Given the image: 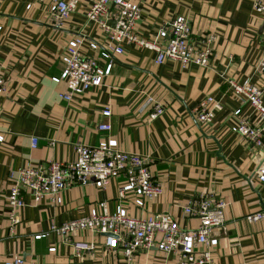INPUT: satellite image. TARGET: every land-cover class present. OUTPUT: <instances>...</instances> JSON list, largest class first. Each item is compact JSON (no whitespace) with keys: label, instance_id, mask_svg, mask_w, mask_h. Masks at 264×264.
<instances>
[{"label":"crops","instance_id":"crops-1","mask_svg":"<svg viewBox=\"0 0 264 264\" xmlns=\"http://www.w3.org/2000/svg\"><path fill=\"white\" fill-rule=\"evenodd\" d=\"M34 1L0 0V68L5 87L0 96V264H10L12 254H18L23 264H156L159 250L137 251L127 258L120 249L106 250L103 236L90 231L73 232L96 245L78 257L49 228L88 215L101 201L109 210L121 201L134 217L167 212L187 228L193 217L186 216L183 208L199 193L228 202L213 264H264V220L245 219L246 214L264 209V185L255 174L264 157L252 143L228 130L237 107L249 121L259 122L249 105L232 95L226 81L248 80L264 90V71H256L264 48V14L253 9V0H131L141 11L135 30L145 38L177 15L188 18L194 43L212 35L209 64L183 65L171 59L156 65L153 51L124 43L123 51L111 56L110 73L101 85L71 101L57 97L59 82L50 79L61 71L60 56L76 33L81 31L86 40L102 47L104 32L86 18L92 0H80L60 27L45 21L47 1ZM81 49L96 57L101 67L108 62L87 42ZM147 95L164 106L153 119L148 116L150 109H140ZM207 95L221 99L222 108L211 122L201 123L196 119L197 107ZM106 108L111 111L108 117L102 114ZM105 121L111 130L96 132L97 124ZM106 135L116 138L120 149L149 158L148 168L163 188L157 198L142 208L124 205L123 201L133 202V195L120 199V182L113 179L104 188L86 184L63 189L57 204L47 196L34 202L24 193V206L13 213L18 222L10 225L5 197L18 168L74 160L77 143L92 145ZM30 137L36 138L34 147ZM39 232L47 235L31 239ZM73 233L70 239L78 240ZM50 246L55 250L48 252Z\"/></svg>","mask_w":264,"mask_h":264},{"label":"built area","instance_id":"built-area-1","mask_svg":"<svg viewBox=\"0 0 264 264\" xmlns=\"http://www.w3.org/2000/svg\"><path fill=\"white\" fill-rule=\"evenodd\" d=\"M46 1L45 21L53 27H60L76 10L80 0ZM252 6L256 12L264 14V0H253ZM29 7L30 4L25 5L26 9ZM85 15L89 22L95 23L104 32V45L101 47L95 41L86 40L81 31L69 39L60 56L61 71L50 78L54 83L65 82L67 90L59 93L63 100L71 101L75 95L100 86L104 77L110 73L111 56L121 53L124 43L153 51L157 64L163 63L166 58L177 60L183 65L209 64L213 36H203L194 43L191 40L190 22L184 15H177L162 24L153 40L141 36L135 30L141 11L138 4L131 0H92ZM85 42L90 50L98 52L101 60L108 61L104 67L98 64L96 57L83 54L81 48ZM256 71H264V48L256 63ZM226 81L232 95L242 104H248L251 112L259 117V122L252 123L242 114V108L237 107L230 115V129L257 147L264 157V90L248 80L237 82L227 78ZM4 88L0 68V96ZM146 108L150 109V119L164 111V106L151 95H147L140 106L141 110ZM221 108V99L207 95L198 103L196 119L201 123L211 122L215 112ZM102 114L108 117L111 111L106 108ZM97 129L109 132L111 124L109 121L99 123ZM35 144L36 138L30 137V146L34 147ZM74 149V160L27 163L17 169L5 197L11 226L18 222L17 215L13 213L24 206V193L34 202L47 196L49 202L57 204L60 202L59 192L63 189L86 184L104 188L113 178L121 176L123 181L118 186L119 198L124 199L127 194H132L133 203L142 208L163 191L162 184L154 179L148 168L149 158L120 149L117 139L112 136L95 145L77 143ZM255 174L264 185V163L256 167ZM227 203L225 199H216L209 193L197 194L184 206L183 211L186 216L197 218L198 225L195 228H184L167 212L134 217L127 214L121 201L113 210H109L107 203L101 201L88 215L52 225L49 231L55 234L60 244L70 245L78 257L92 252L96 247L95 242L72 240L69 236L75 231H90L103 236L106 250L116 252L120 249L127 258H131L137 251L155 248L166 255L164 264H168L171 254L175 258L172 264H213L212 252L218 244L217 232L224 226ZM245 219L248 222L264 220V209L246 214ZM46 235V232H39L32 234L31 239H40ZM54 250L55 246L47 248L48 252ZM10 264H23V260L18 254H12Z\"/></svg>","mask_w":264,"mask_h":264},{"label":"rangeland","instance_id":"rangeland-1","mask_svg":"<svg viewBox=\"0 0 264 264\" xmlns=\"http://www.w3.org/2000/svg\"><path fill=\"white\" fill-rule=\"evenodd\" d=\"M35 2V1H34ZM36 4H39L38 2H35ZM91 3V2H90ZM90 5V4H89ZM47 11V9H46V7H44V9H43V13H45ZM155 38V35L154 36H150V39H154ZM167 60H171V59H169V58H166L165 59V61H167ZM156 65H159V64H156ZM59 85H60V87L59 88H57L56 89V92L58 93H62V92H65L66 90H67V88H66V84H65V82H63V81H60L59 82ZM76 97L77 96H79V95H75ZM57 97L60 99V97H59V94H57ZM229 125V124H228ZM96 132H103V133H105V134H107V132L106 131H100V130H98L97 129V127H96ZM228 130L231 132V133H233L232 131H231V129H230V125L228 126ZM108 136L109 135H106V137H102V139L101 140H105V139H107L108 138ZM100 137L98 138V140H96L95 141V143L94 144H92V145H95V144H97L100 140ZM120 146V145H119ZM113 180L117 183V182H122L123 181V177H121V176H119V177H115V178H113ZM78 186V185H77ZM123 203H124V205H130V206H136V205H134L133 204V202H131V201H123ZM132 213L134 214V208H133V211H132ZM224 213H225V209H224ZM128 214H130V213H128ZM131 215V214H130ZM147 214H145V216H146ZM191 226L189 225V227H191V228H195L197 225H198V219L197 218H191ZM78 233H73V235L75 236V239H79L80 237L77 235ZM101 239H103V238H101ZM216 247V246H215ZM158 258H156V260H157V262H156V264H164V262H165V258H166V255L163 253V252H161V251H158ZM171 256V260H169L168 261V264H172L173 262H174V255H169V257ZM153 257H154V255H153ZM152 257V258H153Z\"/></svg>","mask_w":264,"mask_h":264},{"label":"water","instance_id":"water-1","mask_svg":"<svg viewBox=\"0 0 264 264\" xmlns=\"http://www.w3.org/2000/svg\"><path fill=\"white\" fill-rule=\"evenodd\" d=\"M112 25H113V23H112Z\"/></svg>","mask_w":264,"mask_h":264}]
</instances>
